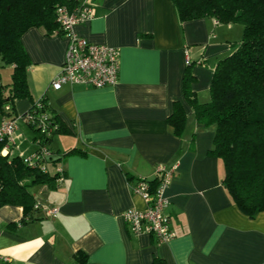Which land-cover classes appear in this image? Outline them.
<instances>
[{
    "label": "crops",
    "instance_id": "obj_1",
    "mask_svg": "<svg viewBox=\"0 0 264 264\" xmlns=\"http://www.w3.org/2000/svg\"><path fill=\"white\" fill-rule=\"evenodd\" d=\"M75 32L120 48L118 80L50 87L67 39L41 27L23 33L30 97L16 99L15 111L21 115L44 94L68 130L50 143L63 155L62 180L28 187L32 201L57 207V215L35 209L25 217L22 205H1L0 264H264V211L250 217L233 202L222 161L208 154L214 127L196 121L182 90L189 60L198 100L209 99L213 67L240 41L242 25L210 17L181 22L171 0H91V17ZM176 100L186 114L181 136L167 121ZM36 149L34 132L19 118L14 144L2 154ZM157 164L175 166L165 193L176 235L167 242L132 233L121 216L144 207L130 183L153 180Z\"/></svg>",
    "mask_w": 264,
    "mask_h": 264
},
{
    "label": "trees",
    "instance_id": "obj_2",
    "mask_svg": "<svg viewBox=\"0 0 264 264\" xmlns=\"http://www.w3.org/2000/svg\"><path fill=\"white\" fill-rule=\"evenodd\" d=\"M171 1L181 22L210 17L216 22L239 23L243 27L240 41L213 67L209 99L198 100L192 88L196 77L190 70V61L182 90L196 121L214 127L208 154L222 161L224 187L238 208L253 217L264 211V0ZM75 3L76 0H0V66L11 65L8 83L1 81L0 74V113L2 117L19 116L34 132L37 149L40 144L50 151V155L40 156L30 166L22 156L3 155L6 139L0 138V206L20 204L25 217L31 210L39 209L28 187L34 183L59 182L57 161L63 155L53 150L50 143L56 133L68 129L46 104L44 94L21 115L16 113L15 100L30 97L27 69L31 62L21 37L31 27L43 28L46 35L64 36L56 10L59 6L72 8ZM43 113L48 128L40 131L34 120L36 123ZM167 121L173 134L181 136L186 127L181 101L173 102ZM147 180L153 187L157 185V175ZM152 264L166 263L155 258Z\"/></svg>",
    "mask_w": 264,
    "mask_h": 264
},
{
    "label": "built area",
    "instance_id": "obj_3",
    "mask_svg": "<svg viewBox=\"0 0 264 264\" xmlns=\"http://www.w3.org/2000/svg\"><path fill=\"white\" fill-rule=\"evenodd\" d=\"M56 12L57 20L67 39V47L59 72L51 80L50 87L59 88L63 84L93 88L114 85L118 80L120 48L89 41L75 32L77 24L83 23L91 17V0H76L72 8L59 6ZM188 62L189 60L186 61V63ZM37 106L40 107L38 101ZM19 118V116H4L0 121V138L6 139L2 151L6 153L14 144ZM45 120L44 113L39 115L36 123L34 120V124L40 128V131L48 128ZM48 155H50V151L44 145L38 144V149L35 152L22 157L26 164L34 166L40 156ZM174 169L175 166L167 167L164 164H157V185L154 187L143 176L131 180L132 193L141 197L145 203L143 208L131 207L121 213L132 233L149 234L158 242H167L175 237L176 233L171 227L170 216L167 213L169 199L165 193ZM57 171L60 172L57 179L60 181L62 180V168L58 167ZM35 207L43 210L47 216L55 217L58 213L57 207L40 203H36Z\"/></svg>",
    "mask_w": 264,
    "mask_h": 264
},
{
    "label": "rangeland",
    "instance_id": "obj_4",
    "mask_svg": "<svg viewBox=\"0 0 264 264\" xmlns=\"http://www.w3.org/2000/svg\"><path fill=\"white\" fill-rule=\"evenodd\" d=\"M11 65L0 66L1 81L5 84L10 81ZM20 124H23L22 122Z\"/></svg>",
    "mask_w": 264,
    "mask_h": 264
}]
</instances>
